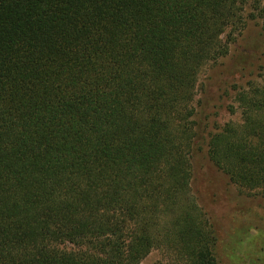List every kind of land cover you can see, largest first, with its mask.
<instances>
[{
    "label": "trees",
    "instance_id": "16d2710c",
    "mask_svg": "<svg viewBox=\"0 0 264 264\" xmlns=\"http://www.w3.org/2000/svg\"><path fill=\"white\" fill-rule=\"evenodd\" d=\"M264 0H0V264H217L191 190L195 90ZM207 157L264 194V64Z\"/></svg>",
    "mask_w": 264,
    "mask_h": 264
},
{
    "label": "rangeland",
    "instance_id": "374dc122",
    "mask_svg": "<svg viewBox=\"0 0 264 264\" xmlns=\"http://www.w3.org/2000/svg\"><path fill=\"white\" fill-rule=\"evenodd\" d=\"M264 64V29L247 20L228 53L199 72L195 90V131L191 190L211 225L217 264H264V194L241 192L207 157V141L225 123L241 121L236 91L258 79ZM152 250L142 264H163Z\"/></svg>",
    "mask_w": 264,
    "mask_h": 264
}]
</instances>
